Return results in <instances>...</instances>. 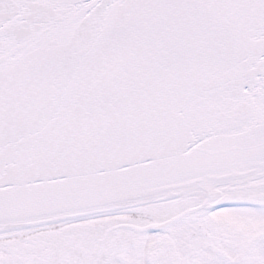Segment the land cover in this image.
Segmentation results:
<instances>
[{
	"label": "snow or ice",
	"instance_id": "snow-or-ice-1",
	"mask_svg": "<svg viewBox=\"0 0 264 264\" xmlns=\"http://www.w3.org/2000/svg\"><path fill=\"white\" fill-rule=\"evenodd\" d=\"M0 264H264V0H0Z\"/></svg>",
	"mask_w": 264,
	"mask_h": 264
}]
</instances>
